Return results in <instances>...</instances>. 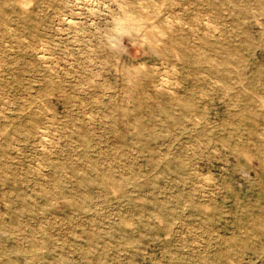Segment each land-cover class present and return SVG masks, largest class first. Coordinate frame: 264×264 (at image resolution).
<instances>
[{
	"label": "rangeland",
	"instance_id": "rangeland-1",
	"mask_svg": "<svg viewBox=\"0 0 264 264\" xmlns=\"http://www.w3.org/2000/svg\"><path fill=\"white\" fill-rule=\"evenodd\" d=\"M263 98L264 0H0V264H264Z\"/></svg>",
	"mask_w": 264,
	"mask_h": 264
},
{
	"label": "bare ground",
	"instance_id": "bare-ground-1",
	"mask_svg": "<svg viewBox=\"0 0 264 264\" xmlns=\"http://www.w3.org/2000/svg\"><path fill=\"white\" fill-rule=\"evenodd\" d=\"M21 3V2H20ZM18 4V3H17ZM24 5V4H23ZM23 5H22V8H23ZM26 5V4H25ZM27 5H29V4H27ZM120 6H122V4L120 5ZM25 8V7H24ZM251 9V8H250ZM159 10V9H158ZM123 11V10H122ZM124 12H127V11H124ZM123 12V13H124ZM123 13H122V15H123ZM157 13V12H156ZM159 13V12H158ZM139 14V13H138ZM137 16H132L130 13L128 14H125L124 13V16H122L121 18H119V19H117V21L116 20H113V23H117V25H115V26H118V28L120 29V31H122V32H129V31H132V30H137V32H140V31H142V30H144V29H149L150 28V25H145V23L144 24H142L141 22H138L137 20L138 19H135ZM141 17V16H140ZM139 18V17H138ZM166 18V17H165ZM169 18V17H168ZM176 18V17H175ZM174 18V19H175ZM147 20V19H146ZM165 20V19H164ZM167 20H169V19H167ZM166 20V21H167ZM179 20V19H178ZM172 20H170L169 22L170 23H172L171 22ZM153 23V22H152ZM165 23H167V22H165ZM205 23V22H204ZM208 23V22H207ZM168 24V23H167ZM206 24V23H205ZM114 25V24H113ZM153 26L154 25H152V28H153ZM169 26V25H168ZM172 26V25H171ZM170 26V27H171ZM206 26H207V24H206ZM191 27V26H190ZM208 27V26H207ZM117 28V27H116ZM155 28V27H154ZM153 28V29H154ZM142 29V30H141ZM170 29V28H169ZM145 31V30H144ZM149 31H150V29H149ZM153 31V30H152ZM118 32V31H117ZM145 32H147V31H145ZM144 32V33H145ZM157 32V31H156ZM158 33H159V31H158ZM157 33V34H158ZM123 34V33H122ZM164 34V33H163ZM163 34L160 36H158V37H163ZM131 35V34H130ZM153 35V34H152ZM165 35L166 34H164V37H165ZM139 36V35H138ZM141 36H145V35H142L141 34ZM154 36V35H153ZM114 37V36H113ZM149 37H150V35H149ZM155 37V36H154ZM153 37V38H154ZM151 39V38H150ZM155 40H157L156 38H155ZM159 40V39H158ZM157 40V41H158ZM187 40V39H186ZM161 42V41H160ZM158 46V45H157ZM156 48V47H155ZM175 49V48H174ZM178 57V56H177ZM128 71V70H127ZM138 73V72H137ZM132 79V78H131ZM133 82V81H132ZM242 85V84H241ZM133 86V85H132ZM159 86V85H158ZM161 86V85H160ZM159 86V87H160ZM131 88V87H130ZM157 88V87H156ZM168 89V88H167ZM169 90V89H168ZM249 91V90H248ZM251 92V91H250ZM141 96V95H140ZM139 96V97H140ZM261 98V97H260ZM264 99V98H263ZM244 104V103H243ZM242 105V104H241ZM263 129V128H262ZM235 136H237V135H235ZM233 151H235L237 154H241V153H245V151H246V148L244 147V146H241V147H239L238 149H233ZM255 152V151H254ZM251 154H253L252 152H251ZM252 224H255L254 223V221L253 220H250V222H249V224H248V227H253V225ZM257 227V226H256ZM255 227V228H256ZM253 229V228H252Z\"/></svg>",
	"mask_w": 264,
	"mask_h": 264
}]
</instances>
